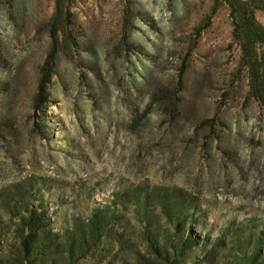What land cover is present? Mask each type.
<instances>
[{
    "label": "rangeland",
    "instance_id": "rangeland-1",
    "mask_svg": "<svg viewBox=\"0 0 264 264\" xmlns=\"http://www.w3.org/2000/svg\"><path fill=\"white\" fill-rule=\"evenodd\" d=\"M29 210L52 235L40 264L94 213L69 264H163L187 235L178 264L254 251L264 114L224 0H0V254L18 264Z\"/></svg>",
    "mask_w": 264,
    "mask_h": 264
},
{
    "label": "trees",
    "instance_id": "trees-1",
    "mask_svg": "<svg viewBox=\"0 0 264 264\" xmlns=\"http://www.w3.org/2000/svg\"><path fill=\"white\" fill-rule=\"evenodd\" d=\"M224 1L229 8V16L232 22V37L240 49V65L247 70L248 91L257 100L264 114L263 59L258 51L259 47H264V26L257 20L255 8L250 6L246 0ZM65 21H69L68 12L65 14ZM42 89L43 82H40L39 90L42 91ZM42 218L43 216L40 214L29 210L28 215L22 219V229H26V232L23 231L19 237L22 248L21 264L22 262L23 264H40L38 262L40 249L51 242L52 235L45 230ZM103 221V217L94 213L90 223L89 238H85L81 234L75 244L72 242L67 243L66 261L64 264H69L72 257L75 258L81 255L82 249L86 248L89 244L92 245L99 238V233L103 228ZM190 240V236L187 235L185 239H180L175 244L164 243L162 250H157V253L163 258V264H178L179 257ZM256 241L254 251L248 257H243L242 261H239V264H257L260 262V259H264L262 253L259 251L261 245L264 243L262 233H259ZM205 254L210 255L206 251L204 252ZM18 261H20V258L13 262L6 255L0 254V264H18Z\"/></svg>",
    "mask_w": 264,
    "mask_h": 264
}]
</instances>
